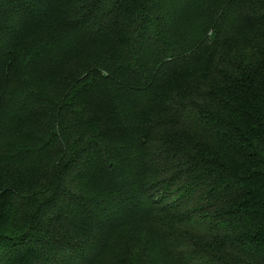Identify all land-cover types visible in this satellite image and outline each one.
<instances>
[{
	"label": "trees",
	"instance_id": "trees-1",
	"mask_svg": "<svg viewBox=\"0 0 264 264\" xmlns=\"http://www.w3.org/2000/svg\"><path fill=\"white\" fill-rule=\"evenodd\" d=\"M264 264V0H0V264Z\"/></svg>",
	"mask_w": 264,
	"mask_h": 264
},
{
	"label": "rangeland",
	"instance_id": "rangeland-1",
	"mask_svg": "<svg viewBox=\"0 0 264 264\" xmlns=\"http://www.w3.org/2000/svg\"><path fill=\"white\" fill-rule=\"evenodd\" d=\"M97 264H109V260L105 255V252L103 251V253L100 256L99 261L97 262Z\"/></svg>",
	"mask_w": 264,
	"mask_h": 264
}]
</instances>
